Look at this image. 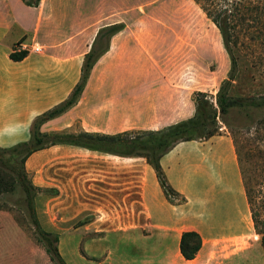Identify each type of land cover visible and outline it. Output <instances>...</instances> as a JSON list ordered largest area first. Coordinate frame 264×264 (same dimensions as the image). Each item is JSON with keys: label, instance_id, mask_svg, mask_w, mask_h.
<instances>
[{"label": "crops", "instance_id": "obj_1", "mask_svg": "<svg viewBox=\"0 0 264 264\" xmlns=\"http://www.w3.org/2000/svg\"><path fill=\"white\" fill-rule=\"evenodd\" d=\"M134 1L39 0L30 6L24 0H0L1 147L30 139L33 119L67 98L80 79L82 58L98 31L116 23L123 27L111 34L78 101L44 121L40 130L68 131L75 122L88 132L158 130L194 115L192 91L184 89L181 70L160 65L159 35L132 32ZM25 44L30 45L26 56L12 59L10 52ZM232 150L231 138L220 134L178 142L161 156L168 182L186 199L180 204L165 197L142 155L55 144L31 153L24 166L34 185L56 190L34 198L44 229L61 234L90 219L79 233L96 236L80 237L83 254L71 245L73 262L61 253L60 238L68 264H264L261 235L254 230ZM213 193L226 195L227 206L236 207L220 210ZM184 231L203 239L190 260L179 249Z\"/></svg>", "mask_w": 264, "mask_h": 264}, {"label": "rangeland", "instance_id": "obj_2", "mask_svg": "<svg viewBox=\"0 0 264 264\" xmlns=\"http://www.w3.org/2000/svg\"><path fill=\"white\" fill-rule=\"evenodd\" d=\"M201 1L207 4L216 17L220 15L223 22L225 21L229 26L231 39L238 41L235 46L239 57L236 80L238 85L234 92L256 96L264 94V0ZM134 2L136 17L131 22L132 32L149 36L159 35V44L162 48L160 65L175 64L181 70L184 89L187 93L192 91L190 111L194 112V93L201 90L214 97L219 85L229 74L230 58L219 29L213 19L194 0H135ZM141 54L142 52H139V55ZM109 86L110 82L106 83L103 90H108ZM263 118L264 111H257L254 114V120ZM228 122L240 128V135L248 146L264 149V139H261L262 135L264 136V128L254 133L253 124H247L241 112H233ZM218 125L216 135L225 134L231 138L230 128L225 125L224 120L219 119ZM68 131H78V122H75ZM231 140L232 151L235 153L233 138ZM256 151L253 153L257 155ZM214 170L211 176L208 175V181L214 178ZM259 171L251 168L250 172L251 175L256 176L254 178L256 202L261 206L263 220L264 180L262 179L264 177ZM29 174L31 176L30 172ZM197 179L198 183L202 180L198 185L202 188L205 176L200 177V180L199 177ZM211 197L220 203V210L229 208L232 211L233 207H236L234 203H231V207L227 206L228 202L224 194L213 193ZM215 205L219 209L218 204ZM85 219L77 221L70 230L57 233L60 238L62 237L61 253L70 262L75 259L74 254L71 257V245L74 243L73 247L76 245L75 248L83 254L84 251L79 245L82 243L80 237L96 236L95 233H88L89 235L79 233L82 232L79 228L81 224L90 221L89 218ZM75 236L79 240L75 239ZM0 264H54L34 232L22 192L17 188L0 193Z\"/></svg>", "mask_w": 264, "mask_h": 264}, {"label": "trees", "instance_id": "obj_3", "mask_svg": "<svg viewBox=\"0 0 264 264\" xmlns=\"http://www.w3.org/2000/svg\"><path fill=\"white\" fill-rule=\"evenodd\" d=\"M194 1L206 11L208 16L213 19L215 26L219 29L230 58V69L228 77L221 82L214 97L208 92L201 90L194 93L195 113L192 117L181 121L178 120L158 130L135 129L118 133L88 132L83 131V129L76 132H48L40 130V125L44 121L65 113L78 101L86 82L89 80L92 67L109 47L111 34L122 28V24L116 23L104 26L98 31L92 48L82 58L80 79L74 84L67 98L56 106L39 113L33 119L30 125V139L6 147L0 146V193L11 191L15 188L22 192L23 201L26 204L34 232L38 240L44 245L50 260L54 264H67L58 249L60 235L48 232V230L41 226L35 211L34 198L38 193L51 194L56 192V190L33 184L31 176L24 166L26 158L31 153L49 145L72 143L81 145L87 149L112 152L120 156L142 155L153 170H155L158 183L165 197L170 202L180 204L184 203L186 199L168 182L169 179L160 164V158L178 142L200 140L218 134L219 119L224 120L225 125L230 128L254 230L261 235L264 248V219H261L263 215L261 206L256 202L257 191L254 187V178L256 176L251 175L250 172L251 168L256 171L261 170L263 172L259 171V174L264 177V149L248 146L240 135V128L228 122V118L232 116L233 112H241L244 115L245 122L253 124L254 133L264 128V118L254 120V114L257 111H264V94L256 96L234 92L235 87L238 85L236 80L238 78L239 57L235 48L238 41L231 39L229 26L225 21L223 22V19L219 17L220 15L216 17L205 2L201 0ZM24 2L30 6H37L39 0H24ZM26 54V50L14 48L9 55L14 60H21ZM263 137L262 135V138H260L263 140ZM255 150H257V155L253 153ZM202 242L201 234L195 231L182 232L179 249L183 258L186 260L193 259L200 246H202Z\"/></svg>", "mask_w": 264, "mask_h": 264}, {"label": "built area", "instance_id": "obj_4", "mask_svg": "<svg viewBox=\"0 0 264 264\" xmlns=\"http://www.w3.org/2000/svg\"><path fill=\"white\" fill-rule=\"evenodd\" d=\"M22 50H29L30 49V45H28V44H25L22 48H21ZM38 49H40V47L38 48V47H34V51H38Z\"/></svg>", "mask_w": 264, "mask_h": 264}]
</instances>
